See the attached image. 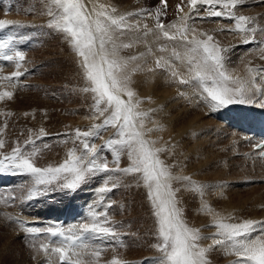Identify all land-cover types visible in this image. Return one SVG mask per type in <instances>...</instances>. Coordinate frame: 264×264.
I'll use <instances>...</instances> for the list:
<instances>
[{"label": "bare ground", "instance_id": "6f19581e", "mask_svg": "<svg viewBox=\"0 0 264 264\" xmlns=\"http://www.w3.org/2000/svg\"><path fill=\"white\" fill-rule=\"evenodd\" d=\"M32 1L34 3L36 2V0H32ZM38 1L43 2V4H41L43 6L40 7V5L32 3V5L28 7V10L33 9L34 11H36V9L40 7L38 11L41 10L42 17L37 20L32 21L27 14L23 15L24 17L14 16V14L12 13H9L8 15H6L5 13L1 14L0 20L9 21L12 25L6 27L8 31V36L6 37V39H9L13 42L14 44L13 51H19L20 49L19 47H21L24 44L23 37L19 34V32L16 34V31H18L19 28L25 29L27 31L26 33L27 36L29 34L31 35L27 43H30L32 40H35V36L38 34L37 31H40L41 35L48 33L54 36V34H56L59 41L67 49V52H64V56H66L67 59L69 60L71 67L73 65L75 66V71L77 72V74L76 73L73 74L74 80L71 82V84L78 85L81 80L79 77L83 76L84 78L82 69L80 67V58L78 57L77 53L72 47L70 41L65 37V34L56 30L54 27L50 26L53 17L49 15V12L56 11L55 7L51 3V0H38ZM136 1L137 0H131L130 2L126 0H83L89 12H92L93 8L99 11L101 10L100 6L103 5L106 10L115 9L116 10L115 13H112L114 16L126 15L128 19V23L133 26L131 31L124 30L122 33L115 32L114 38L116 39L118 44L132 45V47L129 48H121L120 56L126 59L133 56L140 57L139 59L132 61L129 64L128 70L131 71V69L137 68L138 66V70L132 74L131 87L136 93V97L134 99L140 101L139 110L148 113V116L145 118L144 121V128L141 129V131L145 133L146 139L155 141V145H154L155 147L164 149L159 153V158L164 162L166 166L169 167L173 177L177 178L172 180V187L175 190L176 200L178 201V207L182 211L183 219L189 227L199 229L202 236L208 237V239H204L200 241V244L202 246L208 247L213 244L212 237L214 233H216L217 231V229L213 225L218 219L223 218L226 220V222H235V223L242 222L243 220H247V219H241L238 221L231 217V211L240 212L242 206H238L237 208L232 207V203L230 202V200L228 201L229 198L227 197L228 193H225L224 189H215V192L213 189L211 190L213 192V196L217 197L218 199H221L222 202L225 199L224 205L216 206L212 202L211 196H209L207 192L209 186L205 187L204 184V182H206L207 180L201 176L203 170L200 171L201 169L199 170V168H196L195 169L196 172L190 171V169L184 165L183 160L179 158L181 153H186V149L188 147L185 144L186 139L184 140V136L185 133H187L188 130L190 129H192L193 131L198 130L197 129L198 125L201 124V122L206 121V124L204 123L205 125L202 123L203 124L202 129L207 135L214 133L216 137L217 135L222 137L226 135L225 133L227 134L229 133L227 137L230 136V139L229 138L226 139L227 140L229 139V141L232 140L233 145L235 146L238 145V148L236 147L237 149H240L238 151L241 150L244 151L243 149H241L242 146H240L243 145V141L240 140L238 138V135L235 133L236 129L241 128V124L239 121L240 119L228 115V113L224 109L228 107L235 110L234 107H236L238 108L237 112H239L240 117L245 115L244 114L245 109H249V108H251L252 110L263 109L264 107H261V104L264 103V77L257 75L258 79H256V84L259 85V90L253 88L252 91L248 92L246 95L245 103H233L222 107H216L215 109H213L211 102L204 98L205 94L203 93L202 88L195 86V82H193L192 86L189 88H185L183 86L184 84L179 82L178 76L186 79H190V73L188 71L187 63L175 59L172 55L173 49H175L177 52H180L181 55H183L184 48L182 46V43L180 41H166L164 39L158 40L156 37L159 35V33L158 31L155 30V24L157 22L156 21L157 12H151L150 10H148L145 0H138L137 2L138 6L136 5ZM168 2L171 11L168 13L159 12L160 22L165 24V26H169L173 23L179 25L180 17L187 16L188 26L190 28L196 29L197 31H199L198 30L199 28H197L198 22L206 26L213 27L211 30H214L216 33L210 32L207 34L212 35L214 37V41L218 43L219 47L221 48L224 68L226 69L228 74L232 75L233 77H239L241 80L248 81L250 80V76H251V74L248 72V68L251 67L253 69H256L258 66L264 65V59L260 58V56L262 55V53L259 52L260 46L257 48H249L248 50L243 49L241 43L243 45L245 44L244 39L246 33L238 32L237 30H235L236 32L232 31L234 28H236V23L233 18H230L228 15H223L221 17H224V19H221L219 21L218 20L210 21L209 20L210 15L206 18L207 15L206 13L209 10L208 6L206 5L198 4L196 9L192 10L190 5L188 4V0H168ZM178 5L180 6V8L183 9L182 12L179 11L177 7ZM215 10L227 12L226 9H222L219 5L216 6ZM129 13H131L132 15H128ZM232 13L233 16L243 15L253 18V23L248 24L246 27L249 28L256 27L257 28L256 40L262 39L263 40L262 45H264V0H261V2L257 0H240L237 7L232 10ZM39 15L40 14H38V16ZM198 16H204V18L199 19ZM32 24H37V27H35ZM20 25H23L25 27H19ZM136 25H139L138 29L135 27ZM145 25L147 26L146 28L144 27ZM229 28H231V32H228ZM147 30H152V31L147 36H145L144 33ZM38 38L39 36L36 38L37 42L40 40ZM63 42L68 43L69 50L67 44ZM35 44L37 43H34V46ZM161 45H165L167 50L164 52L159 51ZM149 49H151V53H149ZM11 53L12 52L8 54ZM160 57H164V59L169 60L171 62V64L174 66L175 70L178 73L177 77H173L170 71L158 68L156 66L155 63L156 59ZM14 63L15 61L4 60L0 53L1 67L12 64L11 66L3 70L4 73H6L7 69L12 67ZM78 66L81 70L82 76L78 70ZM149 69H151V71ZM81 83L84 82L81 81ZM7 84H8L7 81H0V91L3 90L12 91L11 88L6 86ZM231 86L234 87L235 85H231ZM90 93L88 92L89 97H90ZM73 94H74V101L73 104L70 106L69 111L70 113H74L75 116L73 114V116L70 118H62L60 120L61 123L65 124L64 129H57L56 127H53L51 125L50 122L51 116L49 115V110L48 109L44 110L40 106L39 102L32 105V107L29 110H25V109H20L18 103L16 101H13L12 99L11 100L5 99L4 101H0V140L4 142V147L9 143H13L14 146H17L18 142L22 141L20 146L24 148L23 145L27 143L26 141H33V143H29L30 145H28V147L24 151L29 152L32 150V148H34L35 151L38 153V155L34 158V160L37 157H39L43 160L57 161L60 155V159L57 163H49L47 166L49 165L58 166L67 157V152L74 147L77 149L78 154H80V152L82 151V140L84 138L77 139L75 135L76 130L77 129L81 131L92 130L93 126L102 125V121L104 117L97 118V114L95 112V106L86 109L87 105L89 104L92 105L91 103L92 101L89 103V99L92 100L93 94L91 96L92 98L91 97L88 98L87 95L76 93L82 96L81 97L82 101L80 102L77 100L78 98L76 99L75 89L73 90ZM190 94H192L193 96H189ZM193 97L195 98V100L196 99L198 100V97L200 98L199 100L201 99H203V101L206 100L207 105L206 104L205 105L208 107L204 109L205 112L204 110L201 111L203 114L204 113L211 114L212 116L209 118L210 120L212 119L215 120V118L217 117L220 118V120L216 119L217 120L216 122H212V121L210 122V120H208L207 118V120L201 121L199 118L200 116L196 115L195 112H190L189 109L183 110L186 109L184 108L187 105L186 101L187 102L189 101L190 102L189 104L192 106V104L194 103V100H192L194 99ZM203 101L202 103H204ZM181 102L182 104L180 105ZM195 103L198 102L196 101ZM197 105L200 104L198 103L193 106L195 107ZM243 105H246L245 106L246 108H244ZM41 129H43L45 133L44 135H40ZM148 129H152V131L149 132ZM62 130H67V132H65V135L63 136L59 134L62 133ZM96 132L98 134L87 138V142L90 145H94L96 147L99 161H106L109 165V169H112V171L109 172L96 173L95 175L96 178L99 181H101V185L96 189V192H98L101 187H108L110 189L109 191H106L102 195L100 194L102 199H104L114 187L115 189L116 188L120 189L121 187L124 186V187H128L127 189L133 190L134 195H136V197H133L132 200L127 203H115L108 199H106L103 202V208H101L97 213H101V212L106 213V218L109 221V223L106 226L113 228L117 235L112 238L99 236L100 238H102V240L98 241L97 244H94L91 249L101 251V247L105 246L104 251L101 252V256L98 262H93L90 256L87 255L84 256L83 258L85 260V264H108V262H110L114 258L121 260L123 264H138L139 261L145 257H147V260H144L143 264H160V261L162 259V253L157 248V245L160 243V240L158 238L157 219L154 216V210L150 198L148 196V190L143 186V183L138 174H126L114 170L117 168V165L115 163L116 150L104 147V145H106V143L110 139H114L116 137V129L113 127L102 126L99 129H96ZM5 133L6 135H4ZM197 134H199V131H197ZM189 136L194 138V132ZM10 137H12V140L10 139ZM24 137L26 139H24ZM188 140L189 143L190 141H192L190 139ZM211 142H213V140ZM65 144H69V146H66V148H62V150H58L55 147H53L54 145H65ZM221 144L222 146L224 145L223 143H220V145ZM191 145L194 144L191 143ZM226 145L227 144H225V146ZM207 146L208 149H206V151L210 150L209 145ZM1 149L2 148H0V158H2L5 155H10L12 152L11 151L8 153H3L1 152ZM220 150H223V148ZM220 152H219V157H220ZM224 152L225 150L223 151V153ZM120 153L121 155H120V162L118 167L122 169L130 166V161L128 160V157L123 149H120ZM194 153L197 154L198 152L195 151ZM207 153H209V151ZM207 153L206 156L208 155ZM188 156L190 155L187 154L186 157ZM199 156L195 157V159L197 158V161L201 160L200 158H202ZM211 156H215V155H211ZM238 157L236 155V158ZM239 158L242 159L241 157ZM110 159L111 161L109 162L108 160ZM216 159L218 160V158ZM243 159H244L243 161L249 164V167L255 169L254 171H256V173L254 171L253 172L256 175L254 176L251 170L248 171H250L254 177H257V179L259 177V179L264 180V159L258 158L257 152H255L252 149H248V150L245 149ZM205 161L207 160L205 159ZM245 162H241V163L245 164ZM198 165L200 166L199 163ZM228 165L229 162L227 163V166ZM217 167L218 165L209 169L214 171V173L216 172L217 176H221L223 172L221 173L222 170L220 171L217 170ZM245 168L247 169V167H244V169ZM248 171L246 172L248 173ZM208 172L212 176L211 180L208 179L209 182L210 181L214 183L218 182V179H220V177L213 176L214 174L212 175V173L207 170V173ZM238 172H240V170ZM241 172L239 175H241ZM246 172H244V174ZM252 175H251V179H253ZM244 176H245L244 178L247 180L246 178L247 176L246 175ZM183 177H190L191 180L190 181L184 180L182 179ZM230 177L232 178L231 175ZM234 177H237V175H234ZM96 178L92 175L85 186L88 188H92L96 183ZM18 180L19 179L17 173L16 174L12 173V181H11L12 184L10 185V189L8 191H0V202L4 201L3 203H0V208L2 206L7 207L8 205L16 201V198L12 195V192H13V187H15ZM201 181L203 182L202 185H201L202 183ZM27 183H28V187H27V191H28V189L32 184V180L29 177L27 179ZM131 185L133 187H131ZM194 185L202 186L203 191L199 192L194 190L193 187ZM181 187H183L184 190H182ZM45 199L46 197L43 198L35 197L32 200H28L25 197V202L18 204L17 208H14L13 205L11 208H9L10 211H13L12 213L0 209V216L3 218V220L0 219V224H3L7 229V231L9 230V232L10 230L14 232L18 227L21 230L20 232H23L22 233L23 236H26L25 234H27V232L23 227L27 224L26 222L28 220L31 221L40 220V216L44 217L46 214H49L43 211L41 205H39V208H35V209L30 208V207H36V202L39 201L41 203V201ZM67 203L68 201L65 202V204L59 203V206L52 207L48 211L53 214L61 213L65 210ZM205 204H207L212 209L211 212L204 211L203 206ZM21 205H23L22 208ZM190 206H193V208ZM108 207H111V209L108 210ZM20 211L23 212V216L17 215V213ZM241 211L246 212L247 210H241ZM3 213L8 214V216L7 215L4 216ZM24 213L26 214L25 217H24ZM5 217L10 218V220H8L7 222ZM91 219L92 217L90 213L89 215L84 217L82 223L91 222ZM100 219L103 221L105 219V216H101ZM13 225L14 226L16 225L17 227H14ZM18 228L17 230H19ZM124 235H126L127 238L124 239ZM11 236L16 241L17 239L16 236L15 235H11ZM23 239L26 240L25 238ZM96 239H97L96 237H93L94 241ZM37 241H38L37 239L35 240L32 239V241H28L30 242L29 245L30 244L33 246L35 245L36 248L34 249H37L36 251L38 253L36 254V252H34L33 250L31 263L36 261L38 262V264H43L42 260L44 259V254L40 250ZM26 248H27V244L24 245V250ZM212 254L216 257L214 258ZM208 255L209 256H207V258L210 264H235L236 260L238 259L235 255H229L227 251L220 246L213 247L212 250L209 251ZM136 258L139 259L132 263V260ZM29 259L30 258L27 257V261Z\"/></svg>", "mask_w": 264, "mask_h": 264}, {"label": "snow or ice", "instance_id": "6c2138e0", "mask_svg": "<svg viewBox=\"0 0 264 264\" xmlns=\"http://www.w3.org/2000/svg\"><path fill=\"white\" fill-rule=\"evenodd\" d=\"M239 2L240 0H188L192 10L201 4L208 6L210 16L228 15L233 18L236 30L246 33L244 42H255L257 28L246 27L253 23V18L233 16L232 10ZM51 3L56 11L49 12L53 17L50 26L65 34L80 58V67L88 82L84 90L93 94L97 118L104 119L102 125L93 126L92 130H76V138H84L82 151L78 154L75 147L70 149L67 157L58 166L38 167L34 161L38 153L25 152L17 144L10 155L0 158V173L11 172L30 176L32 184L27 191L28 200L55 191L57 188L61 191H75L95 173L112 171L106 161H99L96 147L90 145L87 138L97 135L96 129L102 126L113 127L116 129V137L110 139L104 147L116 150L115 171L138 174L143 186L148 190L157 219L160 240L157 248L162 253L160 264H210L207 254L215 246L223 247L229 255H235L238 258L235 264H264V221L247 219L235 223L226 222L223 218L218 219L213 225L217 229L212 237L213 244L208 247L200 244L201 240L208 237L202 236L199 229L189 227L184 221L172 187V180L177 178L173 177L169 167L159 158V153L164 149L155 147V141L146 139L145 133L141 131L148 113L139 110L140 101L134 99L136 93L131 87L132 74L138 70V66L131 71L128 70L129 64L140 57L126 59L120 56L121 48H129L132 45L118 44L114 38L115 32L132 30L133 26L128 23L127 16H114L112 13L116 10H106L103 5L100 6L101 10L93 8L92 12H89L83 0H51ZM162 3L167 6V0H162ZM217 5L227 12L215 10ZM177 7L179 11H183L179 5ZM159 16L160 13L157 11L155 30L159 35L156 38L180 41L184 48L183 55L175 49L172 52L175 59L187 63L190 73V79L180 77L179 82L182 84L195 82V86L202 88L204 98L211 102L213 109L233 103H245L248 92L253 88L259 90L256 76L264 77V70L249 67L248 72L251 76L248 81L233 77L224 68L222 50L212 35L207 33L198 35L196 29L188 26L187 16L180 17L179 25L173 23L169 26L160 22ZM9 26H12L9 21L0 20V29ZM135 27L138 29L139 25ZM151 31L147 30L144 35L147 36ZM9 48L10 41L0 42V51ZM166 50L165 45L159 48L161 52ZM259 52L262 53L260 58L264 59V45L260 46ZM2 58L16 61V68L19 69L20 62L24 61L25 56L20 51H12L11 54H4ZM155 63L158 68L168 70L173 77H177L178 73L169 60L160 57ZM21 75L22 73L17 70L10 75H0V81H7L10 87H15V80ZM13 95L12 91H0V101L11 100ZM261 107H264V103ZM148 131L151 132L152 129ZM44 134L41 129L40 135ZM3 147L4 142L0 140V148ZM257 147L262 149L260 155L264 156V145ZM120 149L124 150L130 161V166L122 169L118 167ZM182 179L191 180L190 177ZM193 187L196 191H203L202 186ZM109 190L108 187L99 189L101 193ZM203 207L205 212L212 211L207 204ZM101 216H105L103 221L100 219ZM91 217V222L69 226L66 229L59 226L46 228L44 231L48 235L58 238L57 246L50 249L49 244H41L40 250L45 253L51 250L58 254L60 264H85L83 257L86 255L90 256L93 262H98L101 251L91 249L87 238L89 236L112 238L117 234L113 228L106 226L109 223L106 213L93 211ZM27 231L34 234L41 232L37 228H28ZM108 264L123 262L114 258Z\"/></svg>", "mask_w": 264, "mask_h": 264}, {"label": "rangeland", "instance_id": "374dc122", "mask_svg": "<svg viewBox=\"0 0 264 264\" xmlns=\"http://www.w3.org/2000/svg\"><path fill=\"white\" fill-rule=\"evenodd\" d=\"M126 1L130 2L131 0H126ZM36 2L34 3L32 0H16V1L15 0H13V1L12 0H0V16L2 13H5L6 15H8L9 13H12V14H14V16H23V15L27 14L32 21L37 20V19L42 17V12H41V10L38 11V9L41 6H43V5H41V4H43V2H39L38 0H36ZM137 2H138V0L136 1V5L138 6ZM32 3L40 5V7L38 9H36L37 12L34 11L33 9L28 10V7H30L32 5ZM145 3H146L148 10H150L151 12L159 11L160 13H164V12L168 13L171 11L168 0H167V6L166 7L162 3V0H145ZM140 9H143V8H140ZM28 11H31V12H28ZM33 12L35 15L33 14ZM29 13L31 15H33L34 17L31 16ZM38 14H40L39 15L40 17L38 16ZM221 19H222L221 16L218 18H215V19H211V17L209 16L210 21H214V20L219 21ZM32 25L37 27V24H32ZM205 26L206 25L198 22V25H197V28H199L198 29L199 31H197L198 35H199V33H210V32L216 33L214 30H211L213 27H209V26L205 27ZM19 27H25V26L20 25ZM229 29H230V31L228 30V32H231V28H229ZM200 30H201V32H200ZM235 30H236V28H234L232 31L236 32ZM18 32L24 39V44L21 47H19L20 48L19 51L22 52L25 56L24 61L20 62L21 67L19 69H17L16 68V61H15L13 66L8 68L7 72L4 73L3 70L5 68L11 66L12 64L6 65L4 67L0 66V74L1 75H10L11 73H13L14 71H17V70L22 73V75L18 79L15 80V87H10L9 83L6 85L7 87L11 88L12 92L14 93L12 100L16 101L18 103L20 109H25V110H29L32 107V105L39 102L40 106L44 110L45 109L49 110V115L51 116V119H50L51 125L53 127H56L57 129H64L65 124L61 123L60 120L62 118H70L74 114V113H70V111H69L70 106L73 104V101H74L73 90L75 89L76 99L78 98L77 100L79 102L82 101V99H81L82 96H80L78 94L81 93L82 95H87V96L89 95L88 92H86L84 90L87 87L86 84L88 85V82L87 81H86L87 83L85 82V79L83 78V76L81 74V70L78 66V70L82 76V77H79L81 80H80L78 85H72L71 84V82L74 80L73 74H75V73L77 74V72L75 71V66L73 65L71 67L69 60L67 59L66 56H64V52H67V49L59 41L56 34H54V36L52 34H48V33L41 35L40 31H37L38 34L35 36V40H32L30 43H27V41L30 39L31 35L29 34L27 36L26 35L27 31L25 29L19 28L18 31H16V34ZM38 36H39L38 39H40V40L37 42L36 38ZM34 43H37V44H35V46H34ZM63 43H65V42H63ZM65 44H67V47H68V43H65ZM68 50H69V47H68ZM81 81H83L84 83H81ZM72 87L73 88L75 87V88L73 89ZM76 93H78V94H76ZM91 96H92V93H90V97ZM189 96H193V95L190 94ZM90 97L88 96V98H90ZM188 98H190V97H188ZM199 99H200L199 97H198V100L197 99L195 100V98L192 99V100H194V103L192 104V106L189 104L190 103L189 101L188 102L186 101L187 105L184 107L186 109H183V110L189 109L190 112H195L196 115L200 116L199 118L201 121L207 120V118H208V120H210L209 118L212 116L211 114H207V113L203 114L202 113V111L208 107V106H206L207 105L206 100L203 101V99H201V100H199ZM196 101L200 104V105H197L198 107L193 106V105L198 104V103H195ZM202 101L204 103H202ZM90 102L92 103V105L91 104L87 105L86 109L87 108L89 109V108L95 106V104H93L94 103L93 98H92V100L89 99V103ZM181 104H182V102L180 103V105ZM187 106H189V107H187ZM203 106H206V107H203ZM192 107H193V109H192ZM195 109H196V111H195ZM204 112H205V110H204ZM74 116H75V114H74ZM216 119L220 120V118L217 117V118H215V120L214 119L210 120V122L211 121L216 122L217 121ZM202 123L206 124V121L201 122V124ZM201 124L198 125V127H197L198 130L193 131L192 129H190V130H188L187 133H185L184 140L186 139L185 144L188 147L186 149V153H181L182 155L180 154L179 158L181 160H183L184 165L186 167H188L190 169V171H195L196 168H199V170L201 169L200 171L203 170L202 175L201 174H199V175H201L203 178H205L207 180L206 182H204L205 187L209 186L207 192H208L209 196H211L212 202L216 206L224 205L225 199L222 202L221 199H218L217 197L213 196V192L211 190L213 189L215 192V189H224L225 193H228L227 194V197H229L228 201L230 200V202L232 203V207L237 208L238 206H242L241 210H247L246 212H242L241 210H240V212L239 211H231V217L233 219L238 220V221L241 219H252V220L257 219L256 221H264V191H263L264 190V187H263L264 186V182H263L264 180L259 179V177H258V179H257V177H254L256 175L255 174L256 171H254L255 169L249 167V164L247 162L243 161L244 160L243 155L245 153L246 148L243 147V145H240L243 147V148L241 147V149H243L244 151H242V150L238 151V150H240V149H237L238 145L235 146V145H233L232 140H230L231 142L229 141L230 136L227 137L229 135V133L228 134L225 133L226 135L222 136L223 138L218 136V135L216 137V135L214 133L207 135L204 132V130L202 129L203 124L202 125ZM197 131H199V134H197ZM201 131L204 133H202ZM65 132H67V130H62V133H59V134L61 136H63V135H65ZM189 132H190V134H189ZM193 132H194V138L189 136ZM4 135H6V133ZM197 135H199V136H197ZM199 137H201V138H199ZM187 138L192 140V141H190V143H189V140ZM226 138H229V139L227 140ZM10 139L12 140V137H10ZM24 139H26V138L24 137ZM197 139H199V140H197ZM200 139H201V141H200ZM211 139L213 140V142H211L212 141ZM227 141H228V143H227ZM26 142H28V141H26ZM21 143H22V141L18 142L19 145ZM191 143L194 145H191ZM220 143H223L224 145L222 146V144L220 145ZM26 144H27V146L25 147ZM26 144L23 145L24 146L23 150H25L28 147V145H30L29 143H26ZM196 144H197V146H196ZM225 144H227V145L225 146ZM228 144H229V146H228ZM207 145H209V147H210V150H208L209 153H207L208 151H206V149H208ZM66 146H69V144L54 145L53 147H55L58 150H62V148H66ZM240 146H239V148H240ZM15 147L16 146H14L13 143H9L1 149V152H3V153L11 152L13 150V148H15ZM216 147H217V149H216ZM222 148H223V150H220ZM217 150H218V152H217ZM224 150H225V152H224L225 154L223 153ZM246 150H248V149H246ZM31 151H35V149L32 148ZM31 151H29V152H31ZM195 151H197L198 153L197 154L194 153ZM220 151H222V152H220ZM219 152H220V157H219ZM206 153L208 154L207 156H206ZM187 154L190 155V156H188L189 158L186 157ZM211 155H215V156H211ZM236 155H237V157L239 156L242 159H240L239 157L236 158ZM198 156L202 157V158L204 157L203 158L204 160L202 158H200L202 160V162L199 159H198L199 161H197V158L195 159V157H198ZM232 156H234L235 158ZM215 157L218 158V160ZM219 158H220V160H219ZM59 159H60V155H59L57 161L43 160L39 157H37L34 161L38 167H47V165L49 163H57L59 161ZM205 159L207 161H205ZM227 159H229V160H227ZM108 161L110 162L111 159ZM228 162H229V165L227 166ZM241 162H245V164L243 163L244 164L243 165ZM198 163L200 164V166L198 165ZM209 163H210V165H209ZM216 165H218L217 170H219V171L222 170L221 171V173L223 172L221 175L222 177L217 176L216 172L214 173V171L209 169V168H213ZM194 166H196V167H194ZM244 167H247V169L246 168L244 169ZM233 168L235 169V172L237 170L236 173L234 172ZM207 170L210 172L212 171L211 173H212V175L214 174L213 176L220 177V179H218V182H215L216 184L214 182H211V181L209 182V180L212 179L211 178L212 176H211V174H209V172L207 173ZM239 170H240V172L241 171L246 172L248 170H251V172L254 171L255 173L254 172L252 173L254 176L251 174L250 171H248V173L246 172L245 174H244V172L243 173L241 172V175H239L240 174V172H238ZM224 172L227 174H225ZM198 173H201V172H198ZM249 174L252 175L253 179H251V175H249ZM17 175H18L19 180H18L17 184L15 185V187H13V192H12V195L16 198V201L14 203L8 205L7 206L8 208H11L12 205L14 208H17L18 204L25 202V197L27 195V187H28L27 179L29 177L32 180V178L28 175H23V174H19V173H17ZM95 175H96V173L93 175L96 178ZM230 175L232 176V178L230 177ZM234 175H237V177H234ZM244 175L247 176L246 177L247 180L244 178L245 177ZM248 176H250V177H248ZM227 177H228V180H227ZM255 178H256V180H255ZM88 180L84 184H82L81 186L85 190L84 192L90 191L92 189L94 190L96 197H93V200H92L93 203H96V202L101 203L102 200L105 201L106 199H108L112 202H115V203H127V202H130L133 197H136V195H134L133 190L127 189L128 187L123 186L120 189H118V188L115 189V187H114L111 190V192L104 199H102L100 194L102 195L105 192H103V193H101L100 191L96 192V189L101 185V181H99L96 178L95 185L92 188H88L85 186L86 183L88 182ZM202 184H203V182L201 183V185ZM131 187H133V186L131 185ZM181 189L184 190L183 187H181ZM227 190H228V192H227ZM67 191L70 193H74V192H78V189L75 191H70V190L61 191L57 188L55 191H49L46 194L37 195L36 197H40V198L46 197V199L42 200L41 203L38 201V203H36V207H33V209L39 208V205H41L43 208V211L45 213H51L48 210L51 209L52 207L59 206L60 202H58L57 200L65 198L66 195L68 194ZM86 197H87V195H86ZM49 198L54 199V202L46 205V203H47L46 200H48ZM3 202H0V203H3ZM98 205H100V204H98ZM2 207L0 208L1 210H2ZM22 207H23V205H21V208ZM190 207L193 208V206H190ZM110 209H111V207H108V210H110ZM2 212H1V214H2ZM234 214H236V215H234ZM3 215L8 216V214H6V213L5 214L3 213ZM237 215H238V218H237ZM7 218H6V221L8 222V220H10V218H8V219ZM0 219L3 220V218L1 216H0ZM14 227H17V226L15 225ZM17 228L14 232L10 230V232H11L10 233L9 230L7 231V229L5 228V226L3 224H0V264H28V263L33 264V263H38L36 261L31 263V261H32L31 257L33 256V253H32L33 250H34V252H36V254H38L36 251L37 249H34V248H36L35 245L34 246L31 244L29 245L30 242H28L24 239H21V236H23V234H22L23 232H20L21 230L19 228H18L19 230H17ZM17 231H19L20 234H18ZM11 235L16 236V238H17L16 241ZM253 235H256V233H253ZM125 238H127L126 235H124V239ZM25 244H27V248L24 250ZM152 246H155V245H152ZM104 248H105V246L101 247V252L104 251ZM207 256H209V255L207 254ZM212 256L214 258L216 257L213 254H212ZM27 257L30 258L28 261H27ZM138 259L139 258L133 259L132 263ZM144 260H147V257L141 259L139 261V263H141Z\"/></svg>", "mask_w": 264, "mask_h": 264}]
</instances>
